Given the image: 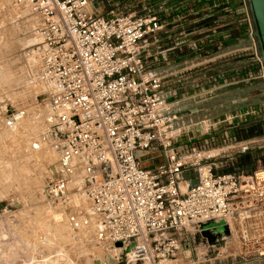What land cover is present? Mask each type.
<instances>
[{"label": "built area", "instance_id": "2783aa9c", "mask_svg": "<svg viewBox=\"0 0 264 264\" xmlns=\"http://www.w3.org/2000/svg\"><path fill=\"white\" fill-rule=\"evenodd\" d=\"M236 2L257 64L254 77L264 79L247 0ZM120 5L113 1L106 12H98L93 0H0V16L17 19L29 12L37 17L30 28L38 45L33 49L38 78L66 152L86 169L83 192L105 224L108 240L123 249L133 242L134 260L149 256V264H165L159 261L176 256L180 245L189 249L188 232L203 236L221 225L240 249L242 263L264 259V134L231 152L210 146L218 134L231 137L228 130L258 114V108L207 124H179L176 103L143 54L161 20ZM259 108L264 121V101ZM250 151L259 155L251 172H215L221 158ZM185 170L194 176L182 190ZM44 189L52 201L68 198L63 177L48 180ZM200 242L193 241L191 249ZM202 257L186 264L216 259L209 253Z\"/></svg>", "mask_w": 264, "mask_h": 264}, {"label": "rangeland", "instance_id": "374dc122", "mask_svg": "<svg viewBox=\"0 0 264 264\" xmlns=\"http://www.w3.org/2000/svg\"><path fill=\"white\" fill-rule=\"evenodd\" d=\"M113 1L117 0H95L93 4L98 12H106ZM120 3L119 9L125 11ZM129 8L137 13V6ZM35 21L37 17L29 12L17 19L12 15L0 16V264H149V256L131 260L130 253L127 258L123 256L122 245L109 244L105 224L83 192L84 168L79 160L67 155L61 133L50 116L53 110L38 82V67L34 64L38 57L32 59L38 45L30 28ZM18 110L24 114L20 122L11 119ZM210 115L211 112L208 116L198 115L193 121L206 120L207 124L220 118L212 119ZM238 133L246 134L245 130ZM33 141H40L37 153L31 146ZM11 145H15L14 153ZM42 150H48L45 156L49 161L43 158ZM253 156L259 157L258 152ZM50 166L57 170L56 176ZM217 166L216 173H249L256 163L239 154L232 160L221 158ZM60 176L67 182L68 198L52 201L44 186ZM187 176L191 174L185 170L182 177ZM184 186L180 182L181 189ZM73 199L80 202L75 205ZM214 227L203 236L188 232L189 241H185L189 249L182 244L176 256L159 262L186 264L192 259L203 260L204 253H212L216 259L206 264H241L237 244L221 225ZM203 238L207 241L204 244L200 242ZM193 241L200 242L194 250Z\"/></svg>", "mask_w": 264, "mask_h": 264}, {"label": "crops", "instance_id": "0c3cea01", "mask_svg": "<svg viewBox=\"0 0 264 264\" xmlns=\"http://www.w3.org/2000/svg\"><path fill=\"white\" fill-rule=\"evenodd\" d=\"M121 1L125 11H130L129 6H137V13L134 10L132 13L140 16L155 14L161 20V29L155 33V40L144 48L143 54L145 61L154 65L150 68L151 73L161 77L167 98L176 103L179 124L190 126L198 115L208 116V112L214 119L256 107L258 114L248 116L236 128L224 126L231 137L224 139L218 134L214 144H221L216 147L218 150L231 152L234 146L264 134V121L258 118L262 114L259 106L264 101V80L254 77L257 64L252 60L250 41L236 0L116 2ZM239 130H245L246 134L240 135ZM253 154L254 151H250L244 155L254 162L257 157ZM244 161L247 163L248 160ZM192 177L193 174L181 175L180 182L186 186V181ZM241 264H264V259Z\"/></svg>", "mask_w": 264, "mask_h": 264}, {"label": "water", "instance_id": "95a60500", "mask_svg": "<svg viewBox=\"0 0 264 264\" xmlns=\"http://www.w3.org/2000/svg\"><path fill=\"white\" fill-rule=\"evenodd\" d=\"M247 3L254 26V35L259 48L260 60L264 69V0H247ZM116 244L118 246L121 245L120 242H116ZM133 245L134 243L132 242L125 246V248L122 250L123 255L129 251Z\"/></svg>", "mask_w": 264, "mask_h": 264}, {"label": "bare ground", "instance_id": "6f19581e", "mask_svg": "<svg viewBox=\"0 0 264 264\" xmlns=\"http://www.w3.org/2000/svg\"><path fill=\"white\" fill-rule=\"evenodd\" d=\"M36 52V51H35ZM32 54H34L33 52H32ZM33 58H36V55L34 54L33 56H32V59ZM34 64H37L36 66L38 67V61H37V59L35 60V62H34ZM36 67V68H37ZM37 75H38V71H37ZM38 82L41 84V86H42V88H43V90L45 91V93H46V86L38 79ZM47 95V94H46ZM19 111V110H18ZM14 116H11V119L13 120V121H21V119H23V117H24V114L22 113V115L21 116H18V113L17 114H13ZM50 116H53V115H50ZM50 119H51V117H50ZM8 121V124H9V118L7 119ZM49 129V128H48ZM52 133V132H51ZM40 143V141L39 142H37V141H33L32 143H31V146H32V148H34V150H35V152L37 153V151H38V149H41V148H39V144ZM16 145V144H15ZM15 145H13V147H12V145L10 146V147H12L11 149V151L14 153V146ZM4 145L2 144V146L1 147H3ZM61 147H62V145H61ZM60 147V148H61ZM55 148H59V147H55ZM58 151H59V149H57ZM10 151V150H9ZM10 151V152H11ZM40 151V150H39ZM48 150H42V153H43V155H44V157L43 158H45L46 156H45V154H46V152H47ZM8 152V151H7ZM39 153V152H38ZM64 153V152H63ZM67 153V152H66ZM12 155V154H11ZM64 155V154H63ZM62 155V156H63ZM68 155V154H67ZM13 156V155H12ZM14 157V156H13ZM47 158V157H46ZM70 158V157H69ZM72 158V157H71ZM70 158V159H71ZM47 160H48V158H47ZM46 160V161H47ZM72 160V159H71ZM49 161V160H48ZM76 161V160H75ZM71 162V161H70ZM69 162V163H70ZM47 163V162H46ZM76 163H79V162H76ZM48 165H50V164H48ZM52 165V164H51ZM82 165V164H81ZM50 168H51V166H50ZM51 170V173L54 175V176H56L57 174H56V172H57V170L55 169V167H53V168H51L50 169ZM84 174H85V177H86V175H87V173H86V169L84 168ZM60 175V174H59ZM61 177V176H60ZM59 177V178H60ZM85 177H84V179H83V181H84V183H85ZM57 178V177H56ZM78 180V179H77ZM183 190H185V186L182 188ZM75 196H77V195H75ZM74 198V197H73ZM73 201H74V203L73 204H75L76 203V201L79 203L80 202V200L79 199H76V200H74L73 199ZM89 203H90V201H89ZM76 205V204H75ZM79 205V204H78ZM77 205V206H78ZM81 205V204H80ZM101 218V217H100ZM106 233V232H105ZM106 237H107V234H106ZM107 239H108V237H107ZM204 239V238H203ZM109 244H110V241H109ZM111 244H113V243H111ZM116 244V243H115ZM116 246H118L117 244H116ZM129 253L132 255V251H127V255H126V258H127V256L129 255ZM212 254V253H211ZM130 259L131 260H133L132 259V256L130 257Z\"/></svg>", "mask_w": 264, "mask_h": 264}]
</instances>
